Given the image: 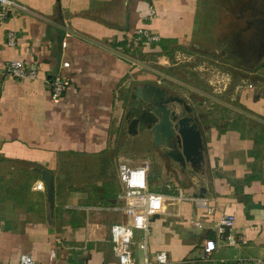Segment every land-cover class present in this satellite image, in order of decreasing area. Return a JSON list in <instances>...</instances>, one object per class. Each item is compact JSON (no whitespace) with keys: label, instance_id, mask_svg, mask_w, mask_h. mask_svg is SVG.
Instances as JSON below:
<instances>
[{"label":"crops","instance_id":"crops-1","mask_svg":"<svg viewBox=\"0 0 264 264\" xmlns=\"http://www.w3.org/2000/svg\"><path fill=\"white\" fill-rule=\"evenodd\" d=\"M14 1L0 26V264H20L24 253L36 264L117 261L111 226L129 220L113 209L121 204L118 166L124 162L113 146L124 123L167 128L155 139L165 149L152 172L161 188L151 187L149 176V188L165 195L148 231L150 259L160 251L169 264L264 259V22L257 21L264 2L255 6L257 18L253 14L244 24L236 14L244 0H235L232 10L214 9L212 16L206 15L207 0ZM229 15L232 22L224 19ZM140 28L162 41L137 40ZM10 30L15 45L7 43ZM233 42L252 66L218 72L223 87L210 72H195L197 62L190 77L174 74L181 65L174 60L176 48L205 62ZM14 59L37 65L38 77L10 76L5 65ZM58 73L70 85L56 103L46 79ZM171 79L187 88L186 105ZM174 111L178 119L185 112L187 125L200 131L198 149L184 153ZM173 152L182 153L184 162ZM226 214L234 215L232 231L245 243L232 247L218 240L204 260V240L216 236ZM143 236L135 231L137 259Z\"/></svg>","mask_w":264,"mask_h":264},{"label":"built area","instance_id":"built-area-1","mask_svg":"<svg viewBox=\"0 0 264 264\" xmlns=\"http://www.w3.org/2000/svg\"><path fill=\"white\" fill-rule=\"evenodd\" d=\"M15 5L14 0H0V26L5 22L9 11ZM137 40H143L147 43H156L161 40L158 33L149 28H140L136 30ZM16 34L10 30L7 33V43L15 45ZM65 44V43H64ZM64 66H69L65 62ZM6 72L15 78L34 80L38 77V67L35 64H28L22 60L14 59L8 61L5 65ZM50 86L51 96L54 102L58 103L67 88L70 80L62 73H58L50 79H46ZM151 163L143 161L137 165H131L121 162L118 166V174L123 185V191L119 194L120 205L113 209L124 212L129 220L127 222L114 223L111 226V240L113 250L117 261L113 264H169L170 260L166 251L157 253L155 260L148 257V231L150 229L151 219L155 214L161 213L164 209L165 195L159 191L149 188V171ZM41 188V184L37 185ZM235 217L233 214L224 215L216 227V236L206 237L203 243L204 260L211 259L213 252L216 250L218 240L224 241L232 247H239L245 243L242 235H235L232 231ZM196 225L201 226L197 221ZM140 230L144 233L140 248L142 249V259H137L132 248L135 231ZM238 264H264L261 257L238 258ZM20 264H36L32 255L24 253L20 256ZM53 264V263H48Z\"/></svg>","mask_w":264,"mask_h":264},{"label":"rangeland","instance_id":"rangeland-1","mask_svg":"<svg viewBox=\"0 0 264 264\" xmlns=\"http://www.w3.org/2000/svg\"><path fill=\"white\" fill-rule=\"evenodd\" d=\"M210 1L211 3L209 4ZM204 5H207V16H212V12L214 11V9H218L220 10L221 6H227V9L232 10L234 4H235V0H230V2L225 1V0H207ZM254 1V0H252ZM264 2V0H255L254 2L250 3V0H244V4H242L243 6V10L240 8L238 13H236L237 15H243V17L245 18L244 24L246 22V24L248 23H252L251 19L254 17L255 15V19L257 18V12L258 10L255 9L256 4L258 3H262ZM264 7V6H263ZM252 9H253V13H252ZM261 10V9H260ZM212 14V15H211ZM254 14V15H253ZM262 14V13H261ZM261 14L258 16L257 21H261L264 22V17L261 16ZM219 16V15H218ZM221 18V17H220ZM233 17L231 15L226 16L227 21H233L232 19ZM219 21H221V19H218ZM220 23V22H218ZM240 20L239 22L237 21V25L239 26ZM236 25L231 26V28H234ZM231 33V31H230ZM235 35V32L233 33L232 36ZM251 36V35H250ZM214 37V36H212ZM217 39H221L223 38L222 35L218 34ZM221 37V38H220ZM237 47L234 46V42L233 44H231L228 47V51H226V53H224L223 51H217L215 53L212 54H208L210 55V59L209 60H205V62H203V58H201L202 56H198V54H194L192 55V57H189V54H192V51H189L188 49H182V48H176V50L178 51L179 54L173 53L174 56V60L175 62H179V66H175V67H180L182 70L176 71L174 74H183V77H190L191 74L193 73L190 67L193 66V64L195 62H197V64H195V72H198L199 75L201 74L200 71H202L203 73H209L212 75V81H214L219 87H223V85H221L219 82L221 81L218 78H215V75H217L218 72L220 73H225L223 72V69H233L236 66H240L243 65L245 67H249L252 66V62L251 61H244L242 60V53L243 50L241 48H238V50L236 49ZM237 50V51H236ZM226 55V56H225ZM190 58V59H189ZM244 59V58H243ZM184 61V63H183ZM222 69V70H221ZM190 72V73H189ZM219 76H222L223 74H218ZM187 77V78H188ZM202 79V77H201ZM174 83H176V85H174L175 87H177L178 83L177 80L175 79H171ZM170 81V82H172ZM219 81V82H216ZM168 85V84H167ZM171 85V84H170ZM179 87V86H178ZM177 87V88H178ZM216 87V86H215ZM176 88V89H177ZM180 91H179V95L181 100L179 99L180 104H183L185 102L184 105H186V102L188 101V99L186 98V96H188V91L186 87H184L183 85H181L180 87ZM186 88V89H184ZM214 88V87H212ZM217 88V87H216ZM174 89V88H172ZM175 89V90H176ZM174 90V91H175ZM178 91V90H177ZM178 93V92H177ZM190 94V93H189ZM203 95V94H202ZM177 100V99H176ZM211 101H208V103H210ZM171 100H169V102H164L163 106L167 107L170 106ZM208 111V110H207ZM201 117H204V109L203 107L200 108V111L198 112ZM219 114V113H218ZM168 116L170 117L171 114L168 113ZM184 117V116H182ZM159 122V121H158ZM125 124V123H124ZM122 125L119 127V131L117 133V141L113 146V153L120 155V160L124 161V162H128L130 164H137L140 163V161H144V160H150L151 161V168L149 171V176H150V186L154 187V188H161V184H160V179L157 175H153L152 172H156L158 165H157V160L158 158L162 159V155H165V149H163L162 145L160 143H157V141L155 140L157 137V134H164L161 131L160 125H148V126H125ZM174 130H176L177 128H179L178 126H174L173 127ZM144 130V131H143ZM142 131V132H141ZM131 132V134H130ZM132 143V144H130ZM157 145V146H156ZM168 160V158H167ZM141 162V163H142Z\"/></svg>","mask_w":264,"mask_h":264},{"label":"water","instance_id":"water-1","mask_svg":"<svg viewBox=\"0 0 264 264\" xmlns=\"http://www.w3.org/2000/svg\"><path fill=\"white\" fill-rule=\"evenodd\" d=\"M184 117L178 119V115L174 112H172V116L174 119H178V125H179V134L181 136V143L183 146L184 153L188 152L189 150L198 149L199 145L202 142V135L200 131H196L193 126L187 125V117L185 115V112L182 114ZM166 125H162L161 131L163 133L166 132ZM172 157L176 159L177 161L184 162V155L180 152H173Z\"/></svg>","mask_w":264,"mask_h":264},{"label":"trees","instance_id":"trees-1","mask_svg":"<svg viewBox=\"0 0 264 264\" xmlns=\"http://www.w3.org/2000/svg\"><path fill=\"white\" fill-rule=\"evenodd\" d=\"M161 41H162V39H161L159 42H156V44H157V43H160ZM142 42H144V41H142ZM154 44H155V43H154Z\"/></svg>","mask_w":264,"mask_h":264}]
</instances>
